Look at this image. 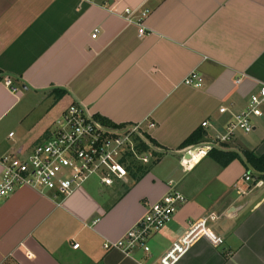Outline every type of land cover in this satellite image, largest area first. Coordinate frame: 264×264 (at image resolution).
I'll list each match as a JSON object with an SVG mask.
<instances>
[{
    "label": "crops",
    "instance_id": "crops-1",
    "mask_svg": "<svg viewBox=\"0 0 264 264\" xmlns=\"http://www.w3.org/2000/svg\"><path fill=\"white\" fill-rule=\"evenodd\" d=\"M140 6L151 11L144 36L123 16ZM193 70L201 88L183 83ZM0 71L17 88L0 83V122L17 130H0V158L51 134L52 123L34 115L59 90L68 91L56 100L67 101L61 113L73 100L114 123L150 116L166 150L112 186L91 180L67 197L16 188L0 199V264H151L203 218L224 243L200 236L177 264H264V186L248 192L238 159L224 167L180 148L205 119L222 129L230 115L220 108L241 110L264 83V0H0ZM261 127L264 108L253 132ZM243 145L264 153L259 134ZM172 188L187 201L150 239V253L104 249Z\"/></svg>",
    "mask_w": 264,
    "mask_h": 264
},
{
    "label": "built area",
    "instance_id": "built-area-1",
    "mask_svg": "<svg viewBox=\"0 0 264 264\" xmlns=\"http://www.w3.org/2000/svg\"><path fill=\"white\" fill-rule=\"evenodd\" d=\"M150 13L146 6L128 7L123 16L136 24L139 35L144 36L150 32L146 25ZM98 33L99 28H95L92 36L96 37ZM4 82L13 91H17L12 79L5 78ZM240 82L241 79H238L237 83ZM183 83L201 88L204 78L197 70H193L184 77ZM263 108L264 83H261L241 110H232L227 106L220 108L221 114L230 115L222 129H217L209 119L203 120V140L185 147L183 151L188 157L195 158L197 153L206 155L215 146L234 142L240 134L252 133L256 128V118L263 115ZM54 126L47 140L37 144L31 151L6 153L1 156L0 199L21 186H30L44 193L53 192L56 196L65 197L83 188L93 179L101 185L112 186L117 182H126L132 172L149 167L166 153L163 147L151 141L157 124L150 116L138 122L110 123L96 117L83 105L73 103L63 110ZM185 163L188 166L189 161L185 160ZM242 180L253 185L248 192L264 186V178H259L252 172L246 171ZM247 191L237 187L238 193ZM186 201L184 193L172 188L151 204L144 216L121 238L105 241L104 249H117L130 255L136 249L142 248L144 252L150 253V239L173 219L178 208ZM210 218L215 220L217 216L211 214ZM200 236H205L214 246L219 247L224 243V237L215 234L208 224V218H203L191 224L151 264H177Z\"/></svg>",
    "mask_w": 264,
    "mask_h": 264
},
{
    "label": "trees",
    "instance_id": "trees-1",
    "mask_svg": "<svg viewBox=\"0 0 264 264\" xmlns=\"http://www.w3.org/2000/svg\"><path fill=\"white\" fill-rule=\"evenodd\" d=\"M5 79V75L0 71V83L3 82ZM60 93L56 94V100L62 99V97L68 95V91L66 90H59ZM75 103L71 100L67 106ZM96 117L104 120L106 122L113 123L109 119L101 116L100 114H95ZM205 130L200 127L192 132L180 145V148H184L190 145L198 144L204 138ZM151 141L155 143V139L151 138ZM156 144V143H155ZM229 143L222 144L221 147L215 146L209 152L208 155L216 160L222 166H228L232 161L238 159L244 165L245 170L248 172H252L259 178H264V153L261 155H257L254 150L251 149H244L241 153L236 150L226 149L224 146H228ZM141 170H147V168H140ZM135 172V171H134Z\"/></svg>",
    "mask_w": 264,
    "mask_h": 264
},
{
    "label": "rangeland",
    "instance_id": "rangeland-1",
    "mask_svg": "<svg viewBox=\"0 0 264 264\" xmlns=\"http://www.w3.org/2000/svg\"><path fill=\"white\" fill-rule=\"evenodd\" d=\"M43 105L42 106H38L37 110L35 111V116H37V119L41 118L42 117H46V121L47 123H52V128L51 130L53 131L54 129V124L56 122V120L60 117L61 115V108L64 107L63 105L67 103V101H65L64 103H61V102H58L56 103V96H52V97H49V98H42L40 99V101H43ZM54 105V108L51 110V106L53 107ZM255 123H256V120H255ZM257 124H258V120H257ZM0 130L3 131L5 130L7 133H9L10 131H14V132H17L15 126L10 122H6L3 121V122H0ZM259 132V133H258ZM258 134L260 137H264V130L261 128H259V131H257L256 133L252 132L250 134H240V142L236 145V144H232L230 147H232L231 149L235 148L237 149L238 151H240L241 153H243L242 151L244 149H246L243 145V142L245 141V143L247 142L248 144V141H254V139H257L258 140ZM50 136V135H49ZM48 136V137H49ZM47 137V138H48ZM47 138H45L44 140H47ZM43 140V141H44ZM42 141V142H43ZM222 146V145H221ZM220 146V147H221ZM225 147V146H224ZM210 151V150H209ZM208 151V152H209ZM188 155V154H187ZM177 158H179L181 156V154H178L176 155ZM94 180V179H93ZM106 189V188H105Z\"/></svg>",
    "mask_w": 264,
    "mask_h": 264
},
{
    "label": "water",
    "instance_id": "water-1",
    "mask_svg": "<svg viewBox=\"0 0 264 264\" xmlns=\"http://www.w3.org/2000/svg\"><path fill=\"white\" fill-rule=\"evenodd\" d=\"M206 139H208V138H206Z\"/></svg>",
    "mask_w": 264,
    "mask_h": 264
}]
</instances>
